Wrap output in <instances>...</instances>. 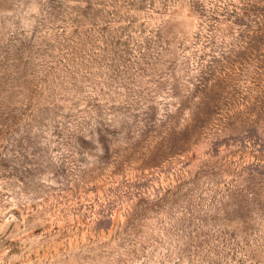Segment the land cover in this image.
I'll use <instances>...</instances> for the list:
<instances>
[{"label":"rangeland","instance_id":"374dc122","mask_svg":"<svg viewBox=\"0 0 264 264\" xmlns=\"http://www.w3.org/2000/svg\"><path fill=\"white\" fill-rule=\"evenodd\" d=\"M0 264H264V0H0Z\"/></svg>","mask_w":264,"mask_h":264}]
</instances>
